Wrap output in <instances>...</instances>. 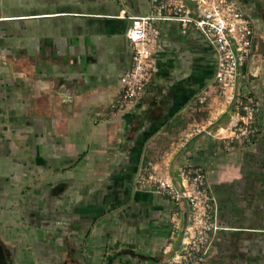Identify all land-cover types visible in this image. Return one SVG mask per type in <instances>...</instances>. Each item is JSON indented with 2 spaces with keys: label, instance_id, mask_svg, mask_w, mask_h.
<instances>
[{
  "label": "crops",
  "instance_id": "crops-1",
  "mask_svg": "<svg viewBox=\"0 0 264 264\" xmlns=\"http://www.w3.org/2000/svg\"><path fill=\"white\" fill-rule=\"evenodd\" d=\"M237 1L256 35L235 98L210 133L171 150L205 116L195 99L214 75L197 31L158 22L153 78L114 112L129 17L148 0H0V264H162L188 204L136 183L161 157L178 189L180 167L206 174L219 228L200 264H264V0ZM249 97L257 135L226 149L215 132Z\"/></svg>",
  "mask_w": 264,
  "mask_h": 264
},
{
  "label": "built area",
  "instance_id": "built-area-1",
  "mask_svg": "<svg viewBox=\"0 0 264 264\" xmlns=\"http://www.w3.org/2000/svg\"><path fill=\"white\" fill-rule=\"evenodd\" d=\"M148 12L130 16L125 35L132 50L131 64L118 80V92L109 107L114 112L126 110L143 94L155 71L158 22L177 23L182 30L194 29L212 49L215 69L212 79L196 96V110L205 112L199 120L190 122L170 144L174 150L191 138L210 133L214 124L235 98L237 74L250 58L256 31L250 17L237 0H148ZM260 106L253 97L242 105V113L231 116L228 124L215 132L224 148L232 142L247 145L258 132ZM181 188H176L169 176L165 158L142 165L135 178L141 188L168 196L175 203L188 204V221L182 246L162 264H200L207 255L219 226L215 220V199L205 172L196 166L179 168ZM166 253L170 252L165 247Z\"/></svg>",
  "mask_w": 264,
  "mask_h": 264
},
{
  "label": "water",
  "instance_id": "water-1",
  "mask_svg": "<svg viewBox=\"0 0 264 264\" xmlns=\"http://www.w3.org/2000/svg\"><path fill=\"white\" fill-rule=\"evenodd\" d=\"M187 221H188V215H187ZM187 221H186V222H187Z\"/></svg>",
  "mask_w": 264,
  "mask_h": 264
}]
</instances>
